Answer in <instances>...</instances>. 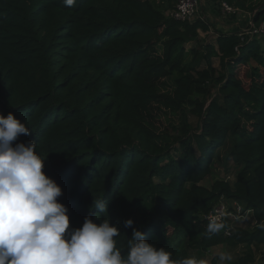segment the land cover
I'll list each match as a JSON object with an SVG mask.
<instances>
[{"label":"trees","instance_id":"obj_1","mask_svg":"<svg viewBox=\"0 0 264 264\" xmlns=\"http://www.w3.org/2000/svg\"><path fill=\"white\" fill-rule=\"evenodd\" d=\"M224 1L264 14V0ZM211 26L170 17L157 0H0V113L30 129L14 145L36 143L70 228L109 219L124 254L133 219L173 259L226 246L241 249L231 264L255 261L253 247L264 245V38L242 43L235 29L204 45L200 31ZM162 113L174 114L163 127ZM229 139L236 179L208 188ZM222 198L253 209L258 225L208 233L204 216Z\"/></svg>","mask_w":264,"mask_h":264},{"label":"clouds","instance_id":"obj_2","mask_svg":"<svg viewBox=\"0 0 264 264\" xmlns=\"http://www.w3.org/2000/svg\"><path fill=\"white\" fill-rule=\"evenodd\" d=\"M72 7L76 0H64ZM31 131L13 113H0V264H208L195 257L176 260L165 248L150 244L145 233L133 228L127 251L117 247L121 231L109 219L96 223L86 217L82 227L70 228L69 209L58 201L62 187L44 172L46 158L37 154L36 143H16ZM99 214L108 203L94 200ZM97 219H100V215ZM224 228L217 218L209 220L207 232ZM221 264L231 261L219 255Z\"/></svg>","mask_w":264,"mask_h":264},{"label":"rangeland","instance_id":"obj_3","mask_svg":"<svg viewBox=\"0 0 264 264\" xmlns=\"http://www.w3.org/2000/svg\"><path fill=\"white\" fill-rule=\"evenodd\" d=\"M179 0H176L178 3ZM159 4L162 6V11L168 15L170 11L173 9L171 8L169 2L163 1V0H157ZM175 2V5L177 4ZM215 8V9H214ZM220 9V3L219 0H213V1H207L202 0V3L200 4V11L203 15L206 16L207 20L212 23L210 32H203L200 31L201 36V42L204 43V45L213 43L216 41L217 38V32L218 31H227L228 33L233 32L235 29L241 30L246 27V22L241 19H236L235 15L228 16L227 19L222 15V13H217L216 9ZM226 20V22L224 21ZM214 66L220 70V59L218 57L213 58ZM248 68L244 66H240L236 69V73L245 81L248 80L249 76L246 74ZM174 115V114H171ZM168 114H160L158 116L157 124L161 125L163 127L168 123V116H171ZM173 117V116H172ZM190 119L193 122H196V118L194 116H190ZM232 147V141L229 139L227 144H224L220 146L216 151L215 159L212 163V172L206 177V179L202 182V184L208 188H211L213 183L216 179H227L232 182L235 181L237 173L239 171V167L234 163V161L230 157ZM247 228H254L255 225L253 223H248L246 225ZM255 249L256 259L251 264H264V245L260 246V248H257L256 246L253 247ZM241 249H230L226 246H216L209 250H191L190 251V257H195L196 259H204L208 262V264H211V259L215 255H220L221 253H228L231 254L232 260L231 261H225V264H231L233 261H235L238 256L241 254L239 252Z\"/></svg>","mask_w":264,"mask_h":264},{"label":"built area","instance_id":"obj_4","mask_svg":"<svg viewBox=\"0 0 264 264\" xmlns=\"http://www.w3.org/2000/svg\"><path fill=\"white\" fill-rule=\"evenodd\" d=\"M200 4L201 0H179L176 8L170 11L168 16L191 23L199 18L207 20L206 16L200 11ZM220 10L226 15H235L238 20L244 18L248 20L246 27L239 30L242 43L256 38H264V14L259 19L255 18L256 12L244 11L236 6L230 5L224 0L220 1ZM253 213V209L245 208L243 204L237 201L231 202L222 198L204 218L208 223L212 218H217L224 225L228 221L227 226L223 228V232L229 236L238 228H247L246 225L248 223L258 225V221Z\"/></svg>","mask_w":264,"mask_h":264},{"label":"crops","instance_id":"obj_5","mask_svg":"<svg viewBox=\"0 0 264 264\" xmlns=\"http://www.w3.org/2000/svg\"><path fill=\"white\" fill-rule=\"evenodd\" d=\"M207 1H213V0H207ZM220 1H221V0H219V3H220ZM201 3H202V0H201ZM214 9H215V8H214ZM216 10H217V13H220V12H221L222 15H223L226 19H227L228 16H233V15H230V14H229V15L224 14V13H223L220 9H218V8H217ZM201 13H202V12H201ZM235 18L238 19L237 17H235ZM242 20H243V22L245 21L246 24H247L248 20H247L246 18H244V19H242ZM224 21L226 22V20H224ZM222 32H223V31H222ZM224 32H225V31H224ZM226 32H227V31H226Z\"/></svg>","mask_w":264,"mask_h":264}]
</instances>
